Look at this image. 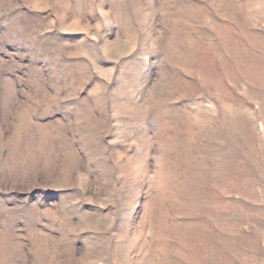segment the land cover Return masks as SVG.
I'll return each instance as SVG.
<instances>
[{
    "label": "rangeland",
    "instance_id": "1",
    "mask_svg": "<svg viewBox=\"0 0 264 264\" xmlns=\"http://www.w3.org/2000/svg\"><path fill=\"white\" fill-rule=\"evenodd\" d=\"M0 264H264V0H0Z\"/></svg>",
    "mask_w": 264,
    "mask_h": 264
}]
</instances>
